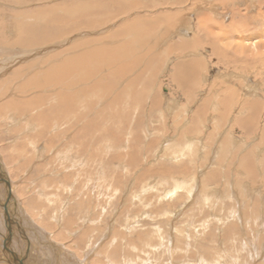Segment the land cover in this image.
I'll use <instances>...</instances> for the list:
<instances>
[{"label": "rangeland", "instance_id": "rangeland-1", "mask_svg": "<svg viewBox=\"0 0 264 264\" xmlns=\"http://www.w3.org/2000/svg\"><path fill=\"white\" fill-rule=\"evenodd\" d=\"M149 2L0 0V264H10L8 230L26 264H264V0ZM171 13L183 20L181 38L202 26L214 44L199 43L194 55L207 65L180 80L175 58L158 68L162 47L148 50L153 35L140 33L176 26ZM28 18L33 43L10 47L13 22ZM69 57L72 85L90 88L85 118L70 117L67 135L58 123L37 136L31 111L7 104L70 97L59 82L38 83ZM31 65L19 84L12 74ZM76 65L92 73L75 81ZM33 74L45 89L17 92Z\"/></svg>", "mask_w": 264, "mask_h": 264}, {"label": "bare ground", "instance_id": "bare-ground-1", "mask_svg": "<svg viewBox=\"0 0 264 264\" xmlns=\"http://www.w3.org/2000/svg\"><path fill=\"white\" fill-rule=\"evenodd\" d=\"M24 1V0H23ZM77 10V9H76ZM81 14V13H80ZM22 15V14H21ZM27 15V14H26ZM25 15V16H26ZM67 15V14H66ZM68 16V15H67ZM72 16V15H71ZM39 17V16H38ZM69 17V16H68ZM23 18V17H22ZM12 19V18H11ZM24 19H26V17L24 18ZM29 19V20H28ZM27 20H23V19H20V21L18 22V23H16V22H13V23H15V25L13 24L12 25V30H13V38H14V40L10 43V47L11 46H13L14 47V45H19V46H21L22 44H24V47H26V46H29V45H31V43H33V39L34 38H36L35 37V35H34V26L32 25L31 26V23H29L30 22V18H28ZM16 20V19H15ZM14 20V21H15ZM44 23H47V22H45L44 21ZM46 25V24H45ZM49 25V24H48ZM39 34V33H38ZM40 35V34H39ZM42 37V36H41ZM41 40V39H40ZM36 43V42H35ZM34 43V44H35ZM93 56L94 57H96L97 58V54L94 52L93 53ZM102 57V56H101ZM95 58V59H96ZM76 59V57H74V60ZM94 58H93V60H95ZM111 59V58H110ZM66 60H69L68 62L66 61ZM79 60V59H78ZM77 60V61H78ZM5 61V60H4ZM72 60H71V57H69V58H65V59H63V60H61L59 63H57L56 65H53V66H50L49 67V69L46 71V72H44V73H39L40 75H41V77H44V81L43 82H38V83H40V84H42V85H45V86H49V85H51V83L53 84L54 82H55V84H56V82H59V83H61V85H59L60 86V88L59 87H56V88H59L58 89V91L59 90H64V91H66V89H72V94H71V96L70 97H65V94L64 95H62L61 97H58V95H52V94H47V95H45V97H49V98H47V102H42L43 101V99H45V98H40L39 96H32L31 97V99H25L24 100V98H22V99H15L14 101H10V102H8V107H11V108H13V110H15V113H17V112H22V113H28L29 111H31V112H29V118H28V122H26V124L28 123V125H32V131H33V133L35 134V135H37V136H40V134H42V136L44 135V134H47L48 133V131H50L51 130V125H53L54 126V128H55V124H58L59 123V125H61V123H62V126H63V128L62 129H60V131H62L61 133H64V134H66V133H68V131H69V129L70 128H74L75 126H73V125H70V123H71V121H68L69 119H70V117H71V119H74V118H76V120H78L79 121V119H80V117L81 118H83L84 117V112H85V110H84V112L81 114V110L80 109H82L81 107L82 106H84L86 103H88L87 102V100L88 99H86V97H87V95H88V93H87V95H86V97H85V93L87 92V91H89V89L90 88H88V90L86 91V92H84L86 89V87L84 88H82V87H75L74 85H72V83H74L71 79H70V77H69V71H70V68H69V66H70V62H71ZM77 61H74V63L76 64L77 63ZM107 61V58H105V63H103V64H106V63H108V62H106ZM93 62V61H92ZM90 63V62H89ZM78 64V63H77ZM4 65V64H3ZM36 65V64H35ZM69 65V66H68ZM74 66V65H73ZM78 65H76V70H78L79 72L77 73L76 71V78L74 79L75 81H78V80H80L79 78V76H82V75H84V74H87V73H92L91 71H90V67L88 68V71L86 70V72H85V70H81L79 67L80 66H78ZM90 66V65H89ZM37 67L38 66H34V65H31V66H28L24 71H23V69H21V70H17L16 72H14L12 75L14 76L13 78L15 79L16 77H18L19 76V79H18V81L20 82V80L25 76V72L26 71H28L29 70V72H35V69L37 70ZM97 66L95 67V68H92V71H96L97 69ZM73 70V69H72ZM99 70V69H98ZM40 71V70H39ZM83 72H84V74H83ZM38 73H36V75H39ZM36 75H32V78H28V80H27V82H26V79H25V82L24 81H22V86L20 87V89H18V90H16L17 92H20V93H23L22 91H25V90H28L27 92H31V93H33L34 91L36 92H38V91H40V90H42V89H45V87L44 88H42V85H39V84H35L34 82L36 81V80H38V78H34ZM79 75V76H78ZM30 76V75H29ZM90 77V76H89ZM88 77V78H89ZM50 78L51 79H53V81L52 80H50ZM86 79V78H85ZM42 80V79H41ZM40 80V78H39V81H41ZM17 81V82H18ZM81 81V80H80ZM84 82H87V80H84ZM83 82V83H84ZM99 83V82H98ZM98 83L97 84H95V85H93V87H96V88H98V89H100V88H103V86H99L98 85ZM19 84H21V82L19 83ZM18 84V85H19ZM29 84H31V85H29ZM58 85V84H57ZM84 85V84H83ZM105 85V84H104ZM88 86V85H87ZM16 87V86H15ZM18 87V86H17ZM62 87V88H61ZM75 87V88H74ZM6 89V88H5ZM17 89V88H16ZM8 90H10V89H8ZM96 90V89H95ZM56 91V90H55ZM54 91V93H56ZM91 91V90H90ZM98 91V90H97ZM53 92V91H52ZM69 92V91H68ZM6 93V91L3 93V94H5ZM19 93V94H20ZM49 93V92H48ZM67 94V93H66ZM93 94V93H92ZM32 95V94H31ZM100 95V94H99ZM60 96V95H59ZM69 96V95H68ZM30 97V96H29ZM44 97V96H43ZM99 97V96H98ZM89 100H91V99H89ZM68 101H72L71 103H68ZM92 101V100H91ZM109 101V100H108ZM40 102V103H39ZM42 102V103H41ZM98 104V103H97ZM113 104H116V102L115 103H113ZM93 105V104H92ZM4 107H6L5 105H3ZM45 106H47L46 108H45ZM59 106H60V111H59ZM79 106V107H78ZM97 106V105H96ZM86 107V106H85ZM84 107V108H85ZM99 107V106H98ZM38 108H40V109H42V110H40V111H38L36 114H31L30 115V113H32V111H35L36 109H38ZM83 108V109H84ZM87 108V107H86ZM93 108V107H92ZM7 109H9V108H7ZM56 109H58V111H56ZM88 109V108H87ZM103 109V108H102ZM112 109V108H111ZM2 110H4V109H2ZM12 110V109H11ZM90 110V109H89ZM88 110V111H89ZM99 110H101V109H99ZM113 110V109H112ZM6 111V110H5ZM10 111V110H9ZM8 111V112H9ZM83 111V110H82ZM13 112V111H12ZM80 112V113H79ZM99 112V111H98ZM98 112H96V113H98ZM5 113H7V112H5ZM78 113H79V115H78ZM88 113V112H87ZM90 113V112H89ZM102 113H104V112H102ZM91 114V113H90ZM93 114V113H92ZM105 114V113H104ZM96 115V114H95ZM101 115V114H100ZM63 116V117H62ZM72 116H75V117H72ZM97 116H98V114H97ZM102 116V115H101ZM108 116V115H107ZM113 116V115H112ZM31 117V118H30ZM102 117H104V115L102 116ZM85 118V117H84ZM93 118V117H92ZM95 118H96V116H95ZM106 118V117H105ZM88 119V118H87ZM97 119V118H96ZM99 119H101L100 117H99ZM89 120V119H88ZM82 121V119L80 120V122ZM104 121V120H103ZM102 121V122H103ZM85 122L86 121H84L83 123L84 124H82L83 126H81V128H79V130H77V131H79L80 132V134L82 135L81 137H79L78 135V139H76L75 138V135H74V137H72V140H71V142H70V144L72 143V144H74V145H76L77 147H84L85 145V140L87 139L86 138V136L85 137H83L84 135H85V133L87 134V131H86V128H85ZM92 122V121H91ZM88 123V122H87ZM76 124V123H75ZM90 124H92V123H90ZM94 124V123H93ZM92 124V125H93ZM96 124V123H95ZM102 124V123H101ZM104 124V123H103ZM98 125V124H97ZM80 127V126H79ZM91 127V126H90ZM98 127V126H97ZM33 128H34V130H33ZM53 128V127H52ZM61 128V127H60ZM87 129H90V128H87ZM55 130V129H54ZM85 130V131H84ZM93 130V129H92ZM95 130V129H94ZM59 131V132H60ZM88 131H90V130H88ZM93 132V131H92ZM77 133V132H76ZM89 133V132H88ZM67 135V134H66ZM65 135V136H66ZM34 136V135H33ZM90 136V135H89ZM88 135H87V137H89ZM97 136V135H96ZM35 137V136H34ZM94 137H95V135H94ZM33 138V137H32ZM76 140H75V139ZM86 138V139H85ZM93 138V137H92ZM96 138V137H95ZM38 139V138H37ZM36 140V139H35ZM80 140H82V143H79V141ZM52 141V140H51ZM33 143H35V142H33ZM51 144H53V143H51ZM48 145H50V144H46V148H48V149H50L51 147V145L50 146H48ZM4 172V171H3ZM2 172V173H3ZM1 176H5V175H1ZM2 177V178H3ZM2 180V179H1ZM3 181H4V179H3ZM2 182V181H1ZM8 210V209H7ZM10 217V216H9ZM9 219V218H8ZM8 221V220H7ZM16 221V220H15ZM19 227H20V225H19ZM26 241V240H25ZM238 247V246H237Z\"/></svg>", "mask_w": 264, "mask_h": 264}, {"label": "crops", "instance_id": "crops-1", "mask_svg": "<svg viewBox=\"0 0 264 264\" xmlns=\"http://www.w3.org/2000/svg\"><path fill=\"white\" fill-rule=\"evenodd\" d=\"M148 1V0H145ZM146 3V2H145ZM169 3V2H168ZM172 3H174L172 1ZM149 4H151V6L156 7L157 5H162V0H150ZM148 4V5H149ZM147 5V4H146ZM167 5V4H166ZM92 6H94V4L92 3ZM168 18L170 17V20L173 18L177 19V24L175 26L174 22H169L168 25L162 29L161 28V32L159 33L158 31H156L157 26H154L155 29L150 28L146 31H140V33H144L145 34H149V35H153V39L151 42H143V44L145 45V47H148V50L152 47L153 43L155 45H157L158 47L161 46L162 48L160 49V53L156 54L153 56L152 61L154 59L156 60H163V64L162 65H158V68H162L167 66H169L170 63H167L169 58H175L174 62L171 64V75H174L176 77L177 80L183 79L181 76H190V75H196L198 74V70L199 68L204 65H207V62H205V60H200L198 59L195 55H194V51H198L200 50V45L199 43L202 44H206V48H208V50H213L214 44L212 42V36L210 35V33L205 31V28L200 26V32L195 36V37H185V38H181V36L177 33V31H179L180 28V24L183 22L182 18H176L178 15H174V13L171 14H167ZM196 18V17H195ZM172 19V20H173ZM160 20V19H159ZM185 20V19H184ZM158 21V18H157ZM167 22L165 23V25L167 24ZM155 24H156V20H155ZM192 22L189 23V27L193 28V25H191ZM158 30V29H157ZM159 33V34H158ZM196 34V33H195ZM176 37L178 38H175ZM122 38V37H119ZM114 38L112 37V40ZM115 40H117V38H115ZM114 41V40H113ZM120 41V40H119ZM150 43V44H149ZM211 46V47H209ZM145 47H143V49H145ZM113 49L115 50L114 44H113ZM155 49V48H154ZM128 52V51H126ZM129 53V52H128ZM148 53V52H143V56ZM183 54H185V56H183ZM146 60V61H151L148 60L145 57H139L138 60ZM203 63V64H202ZM168 64V65H167ZM181 88H185V87H181ZM182 89V90H183Z\"/></svg>", "mask_w": 264, "mask_h": 264}, {"label": "water", "instance_id": "water-1", "mask_svg": "<svg viewBox=\"0 0 264 264\" xmlns=\"http://www.w3.org/2000/svg\"><path fill=\"white\" fill-rule=\"evenodd\" d=\"M7 179H4V181H5V184L7 185V198H6V208H8V203H9V199L12 197V190L10 189V186H11V184H10V181H9V178L8 177H6ZM9 229V228H8ZM10 233V235H7L8 236V238H6L5 239V243H4V253H5V255L7 254V253H10V255H7V256H5L4 257V259L8 262V263H10V264H16L15 263V261L13 260L14 258H17V260L19 261V264H26L25 263V259H26V257L28 256L27 254H28V251H26V254H25V256H24V254L23 253H20V255H22V257H18V255L16 254V253H14L15 251L14 250H9V246H8V244L10 243V242H12V239H13V236H11V232H9V230L7 231V234H9ZM28 241V240H27ZM28 244L30 245V242L28 241ZM14 251V252H13ZM18 253V252H17ZM14 254V255H13ZM19 254V253H18ZM27 255V256H26Z\"/></svg>", "mask_w": 264, "mask_h": 264}]
</instances>
